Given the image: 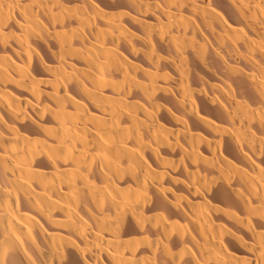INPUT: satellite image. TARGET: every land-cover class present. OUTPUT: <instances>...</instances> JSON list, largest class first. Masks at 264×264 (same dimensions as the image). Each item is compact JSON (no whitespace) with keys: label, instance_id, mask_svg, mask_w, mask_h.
<instances>
[{"label":"bare ground","instance_id":"6f19581e","mask_svg":"<svg viewBox=\"0 0 264 264\" xmlns=\"http://www.w3.org/2000/svg\"><path fill=\"white\" fill-rule=\"evenodd\" d=\"M0 264H264V0H0Z\"/></svg>","mask_w":264,"mask_h":264}]
</instances>
